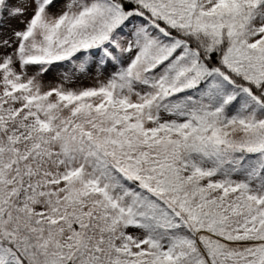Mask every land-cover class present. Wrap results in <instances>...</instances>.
Returning <instances> with one entry per match:
<instances>
[{
	"label": "snow or ice",
	"instance_id": "1",
	"mask_svg": "<svg viewBox=\"0 0 264 264\" xmlns=\"http://www.w3.org/2000/svg\"><path fill=\"white\" fill-rule=\"evenodd\" d=\"M0 264H264V0H0Z\"/></svg>",
	"mask_w": 264,
	"mask_h": 264
}]
</instances>
